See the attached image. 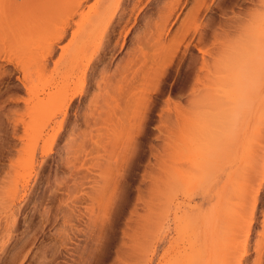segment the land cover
<instances>
[{"label":"rangeland","instance_id":"374dc122","mask_svg":"<svg viewBox=\"0 0 264 264\" xmlns=\"http://www.w3.org/2000/svg\"><path fill=\"white\" fill-rule=\"evenodd\" d=\"M71 1L0 0V264H211L248 213L254 264L264 100L211 161L198 113L264 7L180 0L166 18L172 0H89L61 39Z\"/></svg>","mask_w":264,"mask_h":264},{"label":"clouds","instance_id":"9594fccd","mask_svg":"<svg viewBox=\"0 0 264 264\" xmlns=\"http://www.w3.org/2000/svg\"><path fill=\"white\" fill-rule=\"evenodd\" d=\"M218 91L198 113V147L215 160L235 144L264 100V29L253 27L234 38L216 63Z\"/></svg>","mask_w":264,"mask_h":264},{"label":"bare ground","instance_id":"6f19581e","mask_svg":"<svg viewBox=\"0 0 264 264\" xmlns=\"http://www.w3.org/2000/svg\"><path fill=\"white\" fill-rule=\"evenodd\" d=\"M88 1L89 0H73V1H71V3L69 4L68 8L63 13V15L62 16H58L55 19L56 24H57V27L55 29L56 30V32H55L56 33V37H59L61 39L64 38L65 35H66L67 30L70 27V22L71 23L74 22V20L76 19V17H79L80 18L77 21V24L79 25V29L85 27V26H83V21H86L88 19H91L92 18V15L86 16L83 12H81V9H82L83 6H85L87 4ZM107 1H109V0H107ZM114 1L115 0H113L111 2L110 6L113 5V2ZM179 1L180 0H172L167 5V14L169 16L168 17L166 16V18H169L171 16V14L173 13L174 7L179 4ZM97 2L98 3H101L102 0H97ZM200 2L202 4L203 3V0H201ZM249 2L252 3L253 1H249ZM258 3H259L258 6L264 7V0H258ZM256 4H257V2H256ZM258 6H256V7H258ZM200 7L202 8L201 5L196 4V7H194L195 8V10H194L195 14H190L188 16V18H189L190 21H196L197 20V16H198L197 13L200 11ZM254 8H255V6H254ZM192 12H193V10H192ZM252 13H254V12H252ZM248 15L251 16L250 13ZM254 15H255V13H254ZM261 16H259V14L256 13V16H255L256 18L255 17H253V18H255V20H257V21H260V20L262 21L261 18H264L263 17L264 15L262 14ZM159 18H161V17H159ZM255 20H254V22H255ZM263 21H264V19H263ZM251 25H250V27H251ZM254 26H252V28ZM73 36H76V34H74ZM58 41H56L54 43H58ZM54 45H56V44H54ZM44 49H45V51L48 50L51 53L55 50V48H54L53 45L46 46V47H44ZM263 175H264V172H263ZM247 215H249V218H247L246 216H244L242 220L239 219L240 222L238 223L237 226L231 227V230H230L231 232L230 233H232V235L230 236L231 237V240L229 239L230 242H227V244H226L223 252H222V249H221L220 256H216L214 258V260H212V263L211 264H245V262L247 264V262H248L247 256L249 255V238L251 237V233H252L253 228H254V225H255L254 224V221H255L254 213H248ZM224 217H225V215L222 218H224ZM248 219H251V221L248 222ZM245 228H246V239H244V241H241L238 238L240 237L241 233L244 231ZM263 228H264V225H263ZM262 235H264V234H262ZM259 244H260V242H259ZM255 252L257 253V256H256V259H255L254 264H264V247H261L260 245H257L255 247ZM239 253H241V255H240L239 259H238L237 258V255Z\"/></svg>","mask_w":264,"mask_h":264}]
</instances>
